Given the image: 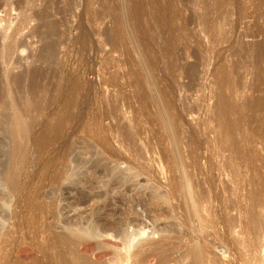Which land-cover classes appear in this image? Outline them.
Listing matches in <instances>:
<instances>
[{"label": "rangeland", "instance_id": "obj_1", "mask_svg": "<svg viewBox=\"0 0 264 264\" xmlns=\"http://www.w3.org/2000/svg\"><path fill=\"white\" fill-rule=\"evenodd\" d=\"M78 160L147 204L86 247ZM81 261L264 264V0H0V264Z\"/></svg>", "mask_w": 264, "mask_h": 264}, {"label": "bare ground", "instance_id": "obj_2", "mask_svg": "<svg viewBox=\"0 0 264 264\" xmlns=\"http://www.w3.org/2000/svg\"><path fill=\"white\" fill-rule=\"evenodd\" d=\"M74 163H75L74 165L78 169L79 167H81L82 169H84L86 166L90 167L89 169L92 172L93 178L88 176H83L84 177L82 181L83 185H80L79 181L81 180L79 179L77 181L75 180L76 182L72 181L75 179L74 178L75 175H73L74 173L73 172L71 174H67L66 181L68 182L69 187L61 188L60 181L62 180L61 177L62 175L60 174L57 175L55 179V183L57 185L58 192L52 194L51 206L53 207V213L55 215L54 219L58 220L57 211L60 208L59 203L61 204V202H65L64 204L65 206H63L61 210L64 209V210H68L69 212L70 210H73L79 213L78 208L81 207L82 209V207H85L87 204L91 202L90 203L91 205L85 207L84 209L85 213L78 214L72 219H70L69 217L70 220L67 219L66 221H64V225L66 229L67 228L69 230L74 229L76 230V232L78 231L81 237L86 239L83 243H80L82 247H86L88 245L87 244L88 241L97 237L106 236L109 238L110 237L113 238V236L115 237L116 235L118 236V234L121 231V228L125 226V224L127 223V218H126L127 211L130 208H132L134 205H139L142 208L146 209L147 204L140 198L131 200L132 202H130L125 200L123 194L121 193H118V196L116 197L109 196L111 190L114 191L117 190V188L119 190L125 189L126 191H128L129 187H125V185L130 181L131 178L127 177V179H125L123 177L125 175L116 173L112 169L109 170L108 167L101 162V160H97L94 162L91 161L90 163L91 166L89 165V161H84V160L74 161ZM97 175L98 176L102 175L103 177L108 178V180L102 184L103 186L99 188L100 191L103 188L104 189L103 192L102 191L100 192L98 189L99 186L96 187L94 183V178L96 179ZM10 179H11V175L8 176L9 181ZM69 191L74 192V193L71 192L74 197L70 196L72 194H69ZM64 192H66L65 196L63 195L65 194ZM59 221L60 220H58V222ZM59 238L61 240V245L67 247L68 257L72 258L73 261H76L77 259L78 261H80L78 250L81 246L80 245H79L80 247L76 246L78 244H75V241L74 240H73L74 242L71 241V239L67 238V236L65 237V234L60 233ZM76 264H84V261L83 263L81 261V263H76Z\"/></svg>", "mask_w": 264, "mask_h": 264}]
</instances>
